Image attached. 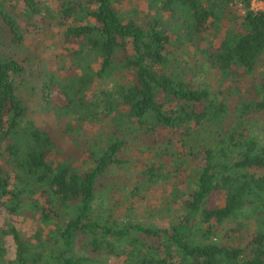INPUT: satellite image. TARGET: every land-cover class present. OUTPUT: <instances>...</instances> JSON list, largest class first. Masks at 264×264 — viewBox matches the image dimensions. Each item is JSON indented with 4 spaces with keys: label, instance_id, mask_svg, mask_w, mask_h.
I'll return each mask as SVG.
<instances>
[{
    "label": "trees",
    "instance_id": "1",
    "mask_svg": "<svg viewBox=\"0 0 264 264\" xmlns=\"http://www.w3.org/2000/svg\"><path fill=\"white\" fill-rule=\"evenodd\" d=\"M54 1L0 0V26L10 32L9 44L0 39V218L37 221L25 237L11 221L0 223V264H264V5L139 0L146 6L140 12L119 10L117 0ZM36 17L64 27V41H73L56 62L73 71L48 69L42 80L41 110L55 123L47 127L28 117L18 91L31 75L32 55L3 51L21 46L20 20ZM181 49L200 59L211 81L185 75L175 57ZM51 87L59 103L47 98ZM102 122L106 142L85 147L78 140L83 126ZM66 134L72 137L65 146L58 138ZM185 138L200 140L204 156L187 174L177 220L159 227L95 213L98 182L127 163L119 154L131 141L155 155L140 190L186 172L187 158L169 152ZM86 157L92 165L80 173L75 164ZM216 195L222 204H210ZM224 223L232 226L221 234ZM245 229V243H237Z\"/></svg>",
    "mask_w": 264,
    "mask_h": 264
},
{
    "label": "rangeland",
    "instance_id": "2",
    "mask_svg": "<svg viewBox=\"0 0 264 264\" xmlns=\"http://www.w3.org/2000/svg\"><path fill=\"white\" fill-rule=\"evenodd\" d=\"M48 4L56 6L54 0H45ZM252 7L258 9L261 4H264V0H251ZM116 6L119 10L124 11L127 8L135 7L140 12L146 11L145 3L139 0H117ZM20 10L21 5L18 7ZM24 41L21 46H4L3 51L10 53L13 56L24 59L28 54L32 55V61L27 66L28 76L22 84L19 86V92L22 98L25 100L28 106V117L32 119L35 124L39 126H48L53 124V117L48 116L43 110H41L40 101L42 99L41 85L45 72L48 69H57L61 67L62 73L66 71L72 72L73 67L68 62L60 63L57 67L56 62L63 59L64 55L69 52L72 42L64 41L62 31L64 27H61L54 22L41 20L36 17L29 22L22 21ZM0 25H2L0 20ZM0 26V39L3 43H10V32L6 28ZM178 62L181 66L180 69H184V73L188 78H192L195 82L211 81V71L207 67L201 65L200 59L193 56L190 52H185L181 49L175 52ZM260 69H264V66H260ZM108 81V82H107ZM119 79L102 80L99 81V85H95L94 90L100 88H107L115 85ZM58 89L51 87L50 92L47 93V98L54 100L56 103L60 102L58 98ZM109 128L105 122L99 124H87L83 126L78 140L87 143L96 141L106 142ZM177 138V134H171ZM72 135L66 134L63 137H59L58 140L70 143ZM208 137L207 133H202L200 138ZM174 138V140H175ZM202 142L192 141L185 138L182 142L181 139L177 140L175 144L170 147V151L175 153L178 151L182 156L187 158L185 168L187 169L184 174L175 176L172 173V177L165 181H160L151 185L148 188L141 187L137 190L135 187L141 183L142 171L155 160L154 152L144 147L143 143L131 141L128 147L123 149L119 156L122 159H126V164L114 165L98 182V188L96 190L94 211L103 216H112L120 222H136L142 225H156L159 227L169 226L172 221L178 219L180 215L179 205L182 200L187 199V174L190 173L192 168H196L197 165L203 163V147L200 146ZM202 147V148H201ZM66 149V148H65ZM195 152L191 155L189 153ZM68 150V149H67ZM82 151V150H81ZM87 151V150H86ZM68 152L65 151L64 154ZM92 165L90 158H84L76 162L75 166L77 170L82 173L86 171ZM182 197L178 203H175L173 197ZM217 195L211 199L214 203H223V195L217 200ZM216 198V199H215ZM0 218V223L6 227L7 223L11 221L23 237L32 235L37 229V221L35 219L24 217L23 215H17L10 217V220L4 217ZM231 223H224L220 227V233L223 234ZM248 236V229L238 235L235 239L237 243H245V239ZM6 240V255L10 259L14 257V245L10 236L5 238ZM122 259H109L107 263L121 264Z\"/></svg>",
    "mask_w": 264,
    "mask_h": 264
},
{
    "label": "crops",
    "instance_id": "3",
    "mask_svg": "<svg viewBox=\"0 0 264 264\" xmlns=\"http://www.w3.org/2000/svg\"><path fill=\"white\" fill-rule=\"evenodd\" d=\"M264 4H261L258 9H262Z\"/></svg>",
    "mask_w": 264,
    "mask_h": 264
}]
</instances>
